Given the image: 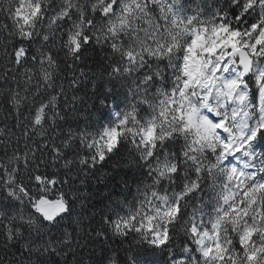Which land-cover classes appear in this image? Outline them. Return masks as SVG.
<instances>
[{"label": "snow or ice", "instance_id": "obj_1", "mask_svg": "<svg viewBox=\"0 0 264 264\" xmlns=\"http://www.w3.org/2000/svg\"><path fill=\"white\" fill-rule=\"evenodd\" d=\"M0 264H264V0H0Z\"/></svg>", "mask_w": 264, "mask_h": 264}, {"label": "trees", "instance_id": "obj_2", "mask_svg": "<svg viewBox=\"0 0 264 264\" xmlns=\"http://www.w3.org/2000/svg\"><path fill=\"white\" fill-rule=\"evenodd\" d=\"M94 187H96V188H103L104 185L103 184H98V185H94Z\"/></svg>", "mask_w": 264, "mask_h": 264}]
</instances>
